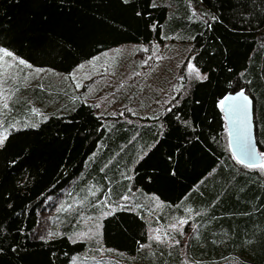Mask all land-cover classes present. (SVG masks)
I'll return each instance as SVG.
<instances>
[{
    "label": "trees",
    "instance_id": "16d2710c",
    "mask_svg": "<svg viewBox=\"0 0 264 264\" xmlns=\"http://www.w3.org/2000/svg\"><path fill=\"white\" fill-rule=\"evenodd\" d=\"M130 44L179 49L177 92L100 114L68 78ZM0 48L25 62L0 64V264H264V176L219 104L249 94L264 154V0H0ZM181 221L185 243L151 237Z\"/></svg>",
    "mask_w": 264,
    "mask_h": 264
},
{
    "label": "rangeland",
    "instance_id": "374dc122",
    "mask_svg": "<svg viewBox=\"0 0 264 264\" xmlns=\"http://www.w3.org/2000/svg\"><path fill=\"white\" fill-rule=\"evenodd\" d=\"M138 55H144L142 61L138 59L142 56L137 57ZM183 59L179 49L170 46L147 49L144 46L134 44L124 45L105 52L87 64L80 65L68 79L77 85L79 82L84 84L92 80L86 94L88 101L95 105L100 114L110 116L118 114L120 117L129 118L137 113V109L140 107V103L131 102L129 104L124 101L127 94L130 95V91L140 92L144 90L141 103L148 104V106L160 111H164L169 106L178 89L176 81L179 78ZM19 60L5 57L3 61H0V64L6 62L12 65L9 69L14 71L22 65L18 63ZM188 65L189 62L186 63L184 70L187 78L196 80L204 78V75L199 71L201 78H197L195 73L189 70ZM24 68L27 67L24 65ZM25 72L35 77L45 73L39 70ZM0 101L4 103V98H0ZM261 155L264 157V154ZM248 169L256 170L264 176V170L260 166ZM47 216L48 214L45 213L43 218L46 219ZM181 222L175 224V227L172 225L165 230L157 229L151 233V237L159 242L162 240L170 242L173 240L170 238L171 234H181L185 243L192 228L187 229L186 227L185 229V221L184 223Z\"/></svg>",
    "mask_w": 264,
    "mask_h": 264
},
{
    "label": "water",
    "instance_id": "95a60500",
    "mask_svg": "<svg viewBox=\"0 0 264 264\" xmlns=\"http://www.w3.org/2000/svg\"><path fill=\"white\" fill-rule=\"evenodd\" d=\"M189 64L192 65V59L189 60ZM238 93H243V96L238 97L235 101L229 100L223 106L220 105L226 127L228 147L231 156L238 164L245 168H255L260 165L262 155L256 140L254 102L249 94L243 90L230 93L227 96H237ZM244 97L247 99L245 100ZM233 103L240 105L239 111L233 112L230 109V105ZM242 140L254 150V161L248 160L241 151Z\"/></svg>",
    "mask_w": 264,
    "mask_h": 264
},
{
    "label": "snow or ice",
    "instance_id": "6c2138e0",
    "mask_svg": "<svg viewBox=\"0 0 264 264\" xmlns=\"http://www.w3.org/2000/svg\"><path fill=\"white\" fill-rule=\"evenodd\" d=\"M145 51H146V49H145ZM0 53H2V56H0V61H3L5 57H11L13 60H16V58L13 56V54L11 52L5 50V49L0 48ZM149 59H151V57H149ZM18 63L19 64H25V62L23 60H19ZM26 66L31 67L30 65H26ZM10 67H12V65L7 64L6 62L2 66L3 69H7V68H10ZM188 68H189V70L191 72H194L195 73V75H196L197 78H201L198 70H196L193 67V65L189 64L188 65ZM240 96H243V93H238L237 96H233V97L225 96L222 100H220L219 104L221 106H223V105H225V103L227 101H229V100L235 101ZM244 99L246 100L247 98L244 97ZM4 107L5 108L8 107L7 103L4 104ZM230 109L233 112H237V111L240 110V105L233 103L232 105H230ZM4 139H6V135L0 134V145L3 144ZM240 147H241V151L248 158V160H250V161H254L255 160V152H254V150H252L251 148H249V146L247 145L246 142H244L242 140ZM259 166H260V168L262 170H264V157L261 158V161H260V165ZM181 223H184V221H182ZM173 227H175V225H173ZM98 264H99V262H98Z\"/></svg>",
    "mask_w": 264,
    "mask_h": 264
}]
</instances>
